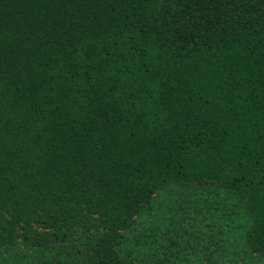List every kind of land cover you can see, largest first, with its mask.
<instances>
[{"label":"trees","instance_id":"16d2710c","mask_svg":"<svg viewBox=\"0 0 264 264\" xmlns=\"http://www.w3.org/2000/svg\"><path fill=\"white\" fill-rule=\"evenodd\" d=\"M182 187L264 260V0H0V248L136 264L121 230Z\"/></svg>","mask_w":264,"mask_h":264},{"label":"rangeland","instance_id":"374dc122","mask_svg":"<svg viewBox=\"0 0 264 264\" xmlns=\"http://www.w3.org/2000/svg\"><path fill=\"white\" fill-rule=\"evenodd\" d=\"M197 187L166 188L121 230V248L136 264H264L242 241L247 218L226 193ZM56 252L21 243L0 248V264H52Z\"/></svg>","mask_w":264,"mask_h":264}]
</instances>
